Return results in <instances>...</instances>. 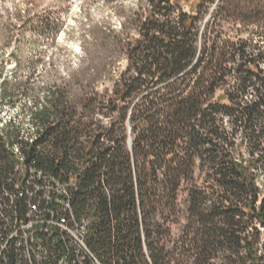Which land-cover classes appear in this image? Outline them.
I'll return each mask as SVG.
<instances>
[{"label":"trees","instance_id":"trees-1","mask_svg":"<svg viewBox=\"0 0 264 264\" xmlns=\"http://www.w3.org/2000/svg\"><path fill=\"white\" fill-rule=\"evenodd\" d=\"M179 1L135 16L112 96L51 85L28 112L36 135L0 127V243L40 203L16 190L18 146L26 167L75 178L69 205L99 264H264V4L217 0L203 22L200 2L174 15ZM223 19L246 37H221ZM1 252L19 257L12 240Z\"/></svg>","mask_w":264,"mask_h":264},{"label":"rangeland","instance_id":"rangeland-1","mask_svg":"<svg viewBox=\"0 0 264 264\" xmlns=\"http://www.w3.org/2000/svg\"><path fill=\"white\" fill-rule=\"evenodd\" d=\"M199 2L206 22L217 0H180L174 3V15L180 9L195 13L194 6ZM147 3V0H0V95L4 93L2 83L11 82L12 77L31 90L30 94L23 89L15 90L12 100L0 96V124L12 120L24 127L29 137L36 135L28 112L35 104H44V94L51 85L71 88L81 98L83 79L100 95L112 96L126 67L119 41L125 42L136 34L134 18L147 9ZM222 21L221 37L230 40L246 37L247 31L240 32L239 26ZM11 91L9 87L6 92L12 95ZM32 96L37 97L36 103ZM259 182L262 186L263 174Z\"/></svg>","mask_w":264,"mask_h":264},{"label":"built area","instance_id":"built-area-1","mask_svg":"<svg viewBox=\"0 0 264 264\" xmlns=\"http://www.w3.org/2000/svg\"><path fill=\"white\" fill-rule=\"evenodd\" d=\"M13 149L18 158L15 177L20 179L16 190L28 185L26 193L38 196L40 203L30 206L24 221L14 220L9 236L0 243V256L12 240L19 256L15 264H99L86 243L89 219L76 218L69 205L75 178L64 182L33 166L26 167L18 146ZM4 195L13 196L8 191ZM0 264H8L7 257Z\"/></svg>","mask_w":264,"mask_h":264}]
</instances>
